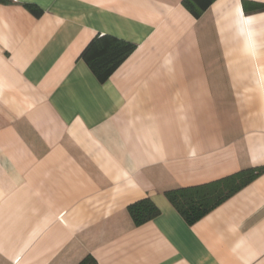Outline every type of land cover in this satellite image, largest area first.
<instances>
[{
	"label": "crops",
	"instance_id": "1",
	"mask_svg": "<svg viewBox=\"0 0 264 264\" xmlns=\"http://www.w3.org/2000/svg\"><path fill=\"white\" fill-rule=\"evenodd\" d=\"M36 13H35V12ZM134 45L101 81L95 38ZM264 168V0H0V264H264V169L193 223L166 197ZM159 213L135 224L129 205Z\"/></svg>",
	"mask_w": 264,
	"mask_h": 264
},
{
	"label": "trees",
	"instance_id": "2",
	"mask_svg": "<svg viewBox=\"0 0 264 264\" xmlns=\"http://www.w3.org/2000/svg\"><path fill=\"white\" fill-rule=\"evenodd\" d=\"M214 0H183L184 5L198 16ZM35 12V11H34ZM36 13V12H35ZM134 45L111 36L95 38L81 56L95 76L103 81L131 53ZM264 168H248L224 179L219 189L180 188L167 191L166 197L187 223H193L208 211L217 206L227 196L244 184L250 182ZM135 224L152 219L159 213L150 199L145 198L128 207ZM78 264H96L87 256Z\"/></svg>",
	"mask_w": 264,
	"mask_h": 264
}]
</instances>
